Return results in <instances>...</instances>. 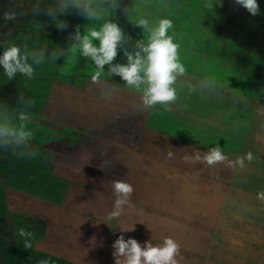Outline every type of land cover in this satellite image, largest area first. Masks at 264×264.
I'll return each instance as SVG.
<instances>
[{"label":"rangeland","instance_id":"rangeland-1","mask_svg":"<svg viewBox=\"0 0 264 264\" xmlns=\"http://www.w3.org/2000/svg\"><path fill=\"white\" fill-rule=\"evenodd\" d=\"M257 2L252 16L235 0H104L98 21L118 23L127 41L118 64L127 62L125 49L147 40L139 18L173 21L186 72L177 77V103L164 112L145 109L134 89L114 86V94L97 96L86 86L96 68L73 51L72 37L75 25L81 34L92 26L65 8L69 0H0V54L15 45L31 63L32 53L44 51L32 78L9 80L0 67V123L15 127L26 112L34 133L17 155L0 149L1 264H115L112 245L121 235L141 246L172 237L181 264H264V201L257 198L264 191V0ZM7 11L16 17L6 20ZM66 81L76 86L64 90ZM109 126L115 130L105 134ZM217 145L228 157L222 164L183 160ZM37 148L34 159L20 156ZM248 152L255 159L240 168L236 157ZM119 179L133 186L135 207L108 220ZM19 228L35 233L31 249Z\"/></svg>","mask_w":264,"mask_h":264},{"label":"clouds","instance_id":"clouds-1","mask_svg":"<svg viewBox=\"0 0 264 264\" xmlns=\"http://www.w3.org/2000/svg\"><path fill=\"white\" fill-rule=\"evenodd\" d=\"M104 0H98L94 4L93 0H69L65 8L69 5L79 10L88 19H100L98 13L102 9ZM235 3L242 6L250 15L259 14V4L257 0H235ZM216 4L208 3L206 7L213 9ZM113 9L116 5L112 6ZM51 15V13H49ZM16 13L7 11L4 13L6 20H12ZM136 26L148 33L147 40L136 43V51L124 50L126 64L113 63L123 45L127 42L125 33L118 23L107 21L98 29H92L85 34H81L79 26L76 27L72 37L74 40L73 51H78L84 58L90 59L96 68L91 76L92 83L99 82L105 69L108 68L109 75L119 76L124 81L125 86L140 93L141 104L145 109H153L159 105L164 112H171L172 105L177 103L178 92L176 82L178 76H183L186 72L185 64L181 60V45L176 42L174 34L170 32L174 28L173 21L168 18H158L155 23L147 17H141L136 21ZM63 28L67 24L62 25ZM130 39V37L128 38ZM98 42V44H97ZM53 60L58 59L57 53H51ZM30 55L18 46L12 45L3 50L0 54V67L9 80L14 79L18 74L27 78H32L35 74L34 64L39 66L44 61V51L38 55L31 54L32 62H29ZM32 107L33 102H28ZM264 112V110H261ZM20 123L15 126H6L0 123V149L10 150L17 155L18 150L27 148L33 141L34 133L29 125L24 123L30 120V115L20 112L18 115ZM40 155L37 148L26 156L34 159ZM169 159L174 158L173 151L167 152ZM255 159L252 152L244 156L236 157V165L240 168L245 166V161L251 163ZM186 163H196L203 161L212 167L222 164L228 157L220 146L211 147L203 156L197 151L194 156H183ZM229 166L232 162L229 161ZM112 190L115 196L112 210L107 214L108 220L119 219L125 214L126 208H134L132 201L134 192L133 186L123 179L112 181ZM259 200L264 201V191L257 194ZM239 218V217H237ZM133 230L132 228L127 231ZM125 231V230H122ZM18 235L23 238V247L31 249L35 233L25 228L18 229ZM113 258L115 264H181V245L172 237H165L160 244L146 242L143 246L135 239L125 240L121 235L112 245ZM39 264H49L48 260H41Z\"/></svg>","mask_w":264,"mask_h":264},{"label":"crops","instance_id":"crops-1","mask_svg":"<svg viewBox=\"0 0 264 264\" xmlns=\"http://www.w3.org/2000/svg\"><path fill=\"white\" fill-rule=\"evenodd\" d=\"M79 18H81L82 20V22L84 23V24H88V25H91L92 27L89 29V30H91V29H98V25L99 26H101L102 24L101 23H103L102 22V20L99 22L98 20L97 21H95L96 23H94V21H91L90 19H88L86 16H80ZM76 23V22H75ZM78 23V22H77ZM95 24H97L96 26H95ZM90 27V26H89ZM88 27V28H89ZM76 28V25H75V27H74V29ZM81 29L83 30V28L81 27ZM85 29V28H84ZM83 34H85V33H83ZM98 43V42H97ZM69 47V46H68ZM63 48V47H62ZM116 61H114L113 63H115ZM91 63L93 64V62L91 61ZM92 70H93V68H92ZM106 72H108V68L106 67L105 69H104ZM107 76H108V74H107ZM107 76L106 77H104L102 80H100L98 83H96V84H92V82H87L86 83V86H88V88H91L92 87V85H93V87L95 88V89H97L96 90V95L97 96H99L100 94H103V95H107L108 96V94L109 93H113L114 94V91H113V87L114 86H118V87H126L125 86V83H124V81H123V83H119L120 81H121V78H118V77H116L115 75H109L108 76V78H107ZM55 84H58V81H53V80H51L49 83H48V86L50 87V88H53L54 86L56 87V85ZM62 86V88H64V90H65V88L66 87H75L76 86V84L74 83V85L73 84H71V82H64V84L63 85H61ZM100 88H106L107 89V91H104V90H102V89H100ZM98 89H100V91L101 92H99V90ZM110 91V92H109ZM113 97H114V95H113ZM123 98H126V92L124 91L123 92ZM124 102H126V99H125V101ZM123 115V114H122ZM105 128V127H104ZM111 128V129H110ZM117 128V127H116ZM121 128V127H120ZM115 129H114V126L113 127H110L109 126V128H107V130L105 131V134L108 132V131H114ZM117 130V129H116Z\"/></svg>","mask_w":264,"mask_h":264},{"label":"trees","instance_id":"trees-1","mask_svg":"<svg viewBox=\"0 0 264 264\" xmlns=\"http://www.w3.org/2000/svg\"><path fill=\"white\" fill-rule=\"evenodd\" d=\"M259 2H260V0H259ZM263 7H264V3H263ZM18 17H20V18H21V15H20V13H19ZM23 18H24V17H23ZM0 47H1V45H0ZM126 122H129V123H131V121H130L129 119H126ZM2 260H3V257H1V255H0V264H1Z\"/></svg>","mask_w":264,"mask_h":264}]
</instances>
